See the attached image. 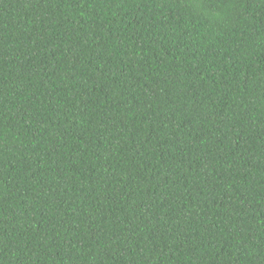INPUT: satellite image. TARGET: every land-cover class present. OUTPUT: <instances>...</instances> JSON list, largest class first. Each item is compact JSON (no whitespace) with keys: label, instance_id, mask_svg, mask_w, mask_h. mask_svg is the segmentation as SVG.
I'll return each instance as SVG.
<instances>
[{"label":"trees","instance_id":"16d2710c","mask_svg":"<svg viewBox=\"0 0 264 264\" xmlns=\"http://www.w3.org/2000/svg\"><path fill=\"white\" fill-rule=\"evenodd\" d=\"M0 264H264V0H0Z\"/></svg>","mask_w":264,"mask_h":264}]
</instances>
